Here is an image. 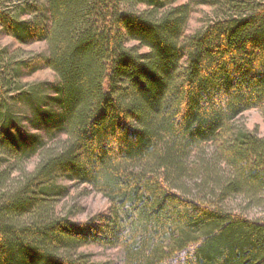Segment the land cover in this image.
Segmentation results:
<instances>
[{
    "label": "trees",
    "instance_id": "16d2710c",
    "mask_svg": "<svg viewBox=\"0 0 264 264\" xmlns=\"http://www.w3.org/2000/svg\"><path fill=\"white\" fill-rule=\"evenodd\" d=\"M0 36V264H264V137L237 123L264 112V0H0ZM67 182L107 213L59 214Z\"/></svg>",
    "mask_w": 264,
    "mask_h": 264
},
{
    "label": "rangeland",
    "instance_id": "374dc122",
    "mask_svg": "<svg viewBox=\"0 0 264 264\" xmlns=\"http://www.w3.org/2000/svg\"><path fill=\"white\" fill-rule=\"evenodd\" d=\"M199 1V0H193ZM213 10L209 6L197 5L189 22L188 32L194 33L205 26L207 21L211 18ZM0 46L10 47L15 50L18 45L11 39L0 36ZM45 51L44 44H32L29 47L23 48L24 54L33 55ZM30 83L54 82L55 76L48 69H41L30 78L26 80ZM240 127H244L248 131H255L261 137H264V112L262 110H251L246 112L237 122ZM39 133L36 130H32ZM37 163V159H33L28 166V170H33ZM67 188V193L63 199L60 200L57 206L59 214L69 216L72 221L85 222L88 220H99L100 216L107 213L109 204L107 199L102 195L91 191L85 186H77L74 183H64ZM241 206H240V205ZM235 203V211L248 209L247 214L252 218V214L258 213L253 211L252 206L245 208L246 204L240 202ZM246 212V211H244ZM86 256V264H112L119 260L120 254L118 250L104 249L98 246H89L80 251Z\"/></svg>",
    "mask_w": 264,
    "mask_h": 264
}]
</instances>
